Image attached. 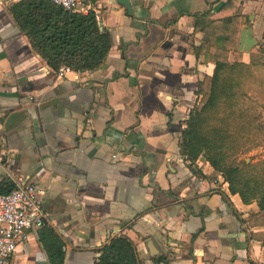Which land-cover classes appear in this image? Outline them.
<instances>
[{"label":"crops","instance_id":"1","mask_svg":"<svg viewBox=\"0 0 264 264\" xmlns=\"http://www.w3.org/2000/svg\"><path fill=\"white\" fill-rule=\"evenodd\" d=\"M227 1L130 0L129 15L118 0H92L111 52L98 71L57 78L0 0V176L46 190L64 264H95L120 235L140 264H264V226L249 223L264 202L246 205L222 177L207 179L208 162L195 175L178 147L216 67L191 53L203 39L193 15ZM234 10L249 18L240 51L250 64L253 48L264 55V0H237ZM40 231L9 264H51Z\"/></svg>","mask_w":264,"mask_h":264},{"label":"trees","instance_id":"2","mask_svg":"<svg viewBox=\"0 0 264 264\" xmlns=\"http://www.w3.org/2000/svg\"><path fill=\"white\" fill-rule=\"evenodd\" d=\"M235 6L237 0H228L216 13L193 15L203 39L191 53L201 64L216 67L214 74L199 84L197 94L202 99L186 120L178 147L195 175L200 174L197 162H208L213 172L207 179L222 177L230 193L248 205L264 202V159L247 163L237 157L254 147H264V125L246 109L249 92L264 90V55L253 48L251 63L243 62L241 33L249 26V18L237 13ZM8 12L33 51L53 72L62 67L75 73L98 71L113 47L110 31L94 12L70 13L49 0H20L12 3ZM14 189L11 180L0 176V194ZM249 223L264 226V210L250 215ZM251 237L260 239L259 235ZM39 241L51 264H64L65 243L53 229L43 227ZM96 254L95 264H140L136 245L125 235L109 237ZM158 261L168 264L164 257Z\"/></svg>","mask_w":264,"mask_h":264},{"label":"built area","instance_id":"3","mask_svg":"<svg viewBox=\"0 0 264 264\" xmlns=\"http://www.w3.org/2000/svg\"><path fill=\"white\" fill-rule=\"evenodd\" d=\"M70 13L89 14L99 18L101 12L92 0H49ZM73 73L62 67L54 72L57 78ZM190 115V114H189ZM15 189L0 194V264H9L19 247L28 241L29 234L38 237V232L48 224L49 216L43 208L46 190L24 178H12Z\"/></svg>","mask_w":264,"mask_h":264},{"label":"rangeland","instance_id":"4","mask_svg":"<svg viewBox=\"0 0 264 264\" xmlns=\"http://www.w3.org/2000/svg\"><path fill=\"white\" fill-rule=\"evenodd\" d=\"M6 1L8 3H6ZM3 4V7L8 10L9 6L12 4V0H3ZM249 95L250 99L246 102V109L258 118L259 123L264 125V90L256 88L250 91ZM263 159L264 147H254L251 152H243L237 157L238 161H246L247 163H257Z\"/></svg>","mask_w":264,"mask_h":264},{"label":"water","instance_id":"5","mask_svg":"<svg viewBox=\"0 0 264 264\" xmlns=\"http://www.w3.org/2000/svg\"><path fill=\"white\" fill-rule=\"evenodd\" d=\"M118 3L127 9L129 15L133 14V8L130 0H118Z\"/></svg>","mask_w":264,"mask_h":264}]
</instances>
